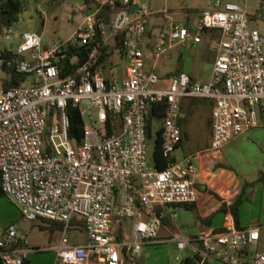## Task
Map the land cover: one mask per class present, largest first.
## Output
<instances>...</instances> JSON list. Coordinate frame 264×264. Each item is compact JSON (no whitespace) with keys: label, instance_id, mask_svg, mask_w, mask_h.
I'll use <instances>...</instances> for the list:
<instances>
[{"label":"built area","instance_id":"built-area-1","mask_svg":"<svg viewBox=\"0 0 264 264\" xmlns=\"http://www.w3.org/2000/svg\"><path fill=\"white\" fill-rule=\"evenodd\" d=\"M90 7L63 40L43 44L39 34L12 27L0 36L10 41L0 45V190L28 220L61 226L54 264H130L144 243L158 242L162 208L197 200L196 155L171 156L182 139L181 99L211 102L208 150L250 128H264V5L248 11L216 0L192 27L175 24L156 32L158 56L164 43H198L204 31H219L209 43L214 57L208 79L198 82L180 72L167 85L144 68L147 1L93 0ZM110 41L126 61L117 81L102 70ZM80 47L86 52L78 63ZM71 51L69 61L76 65L61 77L58 59ZM10 72L27 79L5 87ZM156 102L164 104L160 147L166 162L160 169L147 159L145 114ZM68 103L78 107L83 121L78 144L67 135ZM72 224L84 234L82 244L67 237ZM17 230L11 223L0 237V264H22L35 250ZM171 240L196 256L197 264H264L259 226L226 224Z\"/></svg>","mask_w":264,"mask_h":264},{"label":"rangeland","instance_id":"rangeland-1","mask_svg":"<svg viewBox=\"0 0 264 264\" xmlns=\"http://www.w3.org/2000/svg\"><path fill=\"white\" fill-rule=\"evenodd\" d=\"M86 1L92 0H25L23 10L19 13L18 20L12 25V29L17 32H35L41 36L43 44H49L57 39H66L80 24L83 17L91 11V7H88ZM155 1L157 3L162 2V0ZM179 1L177 0V2ZM183 1L185 2L184 4H178L183 5V9L195 5L206 6L205 4H201L200 0ZM207 1L213 4L216 0ZM228 1H235L236 4L238 3V5L248 11L258 8L259 2L264 5V0ZM197 12L198 10H193V16H197ZM11 42L16 45L18 40L16 37H13ZM205 42L206 40L202 38V43ZM9 43L10 41L5 43V40L0 37V45H8ZM109 43L112 45L113 41ZM155 49V38L145 42L143 47V62L149 63V65L154 63L155 68L153 73L159 77V84L167 85L169 83L167 75L173 72L174 69H177V55L180 52L192 53L193 46L185 44L184 47L174 45L171 48L167 46V43H164L160 45L161 51L158 56H155ZM209 55V52L206 50V52L203 51L196 59L189 60L190 62L185 59L180 64L189 65L190 75L193 76L194 80H203L211 70ZM111 62L115 64L111 66ZM124 65L125 60L123 56H120L116 50H113V52L105 55L103 70L105 74L111 72L112 79L117 81L120 78L121 68ZM181 103L183 115L180 117V126L183 132V139L181 144L174 149L171 156L178 160L191 152L198 151L195 159L197 169L202 168L204 162H206V165H209L208 160L211 161V168L213 166L217 168L218 164L215 163L216 161L220 162L223 164V169L229 171L231 176L236 178L245 187L246 191L242 198L240 197V202L244 200L246 202L245 205L249 204L251 187H254V191L256 192V189H263L264 184V128L261 126L250 128L244 133L228 140L218 150H208L210 142V102L206 99L182 98ZM85 106V102L79 105L81 110ZM91 112L96 114V109L91 108ZM82 117L87 122L86 115L84 114ZM154 129V126H152V136L147 142V159L149 163L152 161ZM232 183H228L230 189L235 187V183ZM200 189L204 191L205 185L201 184ZM256 194L259 199L260 195L257 192ZM262 197L264 198V194ZM258 199L255 201V206L257 207L259 206ZM4 201V197L0 196V237H2L3 231L9 224L13 223L18 226V221L22 216L21 211L15 205L12 203L6 204ZM209 201L213 202L214 200L213 198H209ZM14 212L17 215L13 218ZM220 217L223 221V215L219 214L216 215L215 222ZM125 223L128 225L129 220L126 219ZM31 224L32 227L28 231H22L19 227L17 230L18 235L27 240L29 247L35 249L28 256L30 264H54L55 251L51 250V247L56 245L60 239L61 226L43 219H36ZM67 237L72 244H82L85 241L81 229L77 228L74 224L68 228ZM260 237V243H263L264 229L260 231ZM188 254L187 248L178 250L173 241L162 240L156 243H144L139 257L131 259L130 264H180V261L176 260V257H185Z\"/></svg>","mask_w":264,"mask_h":264},{"label":"crops","instance_id":"crops-1","mask_svg":"<svg viewBox=\"0 0 264 264\" xmlns=\"http://www.w3.org/2000/svg\"><path fill=\"white\" fill-rule=\"evenodd\" d=\"M146 1H147L149 16L147 19L146 35L144 38L142 49L147 40L149 41L152 38H155L154 35L156 32L166 31L171 25L183 24V25L192 27L197 21V19L199 18V16L201 15V13L209 9L212 4V3H209V1L207 0H200L201 4H205L206 6L195 5L193 7L183 9L182 7L183 5H178L179 3L184 4L185 2L183 0H180L179 2H177V0H162L161 3H157L155 0H146ZM220 1L236 3L235 1H228V0H220ZM92 2L93 0L88 2V7L92 5ZM259 4H262V3L259 2ZM193 10H198L197 16H193L192 14ZM163 11L165 12L163 13ZM218 35H219V31L217 29H209L202 33L201 39L198 43H193L191 40H187L185 44H190L193 46L192 53L180 52L179 55H177V58H176V61L178 64L177 69H174L173 72H170L167 75V79L170 80V78L173 75L178 74L180 72H184L190 77V79L194 80L193 76L190 75L189 65L188 66L181 65L180 63H182L185 59L188 61L189 60L192 61L196 59L197 57H199V55H201L203 51L206 52V50L210 54L209 62H210V65H212L211 63L213 61L214 52L209 48V43L211 40L217 38ZM202 38L206 40L205 43H202ZM185 44H182V45L173 44L168 47L172 48L174 47V45L184 47ZM110 47H111L109 50L110 52H113V50H116V52L120 56H123L124 58L123 52L121 49L119 50L117 42H113V44L110 45ZM110 52H107L105 55H107ZM105 55L103 58V62L105 59ZM103 62H102V70H103ZM111 64H112L111 66H113L115 63L111 62ZM125 67H126V61H125L124 67L121 68L120 78L123 77L124 75ZM144 68L147 71L153 72L155 68V64L153 63L152 65H149V63L144 62ZM209 74H210V71H209ZM209 74L207 75L205 79L199 80L198 82L206 81L209 77ZM103 75L106 79H112L111 72H109V74H105V71L103 70ZM194 81H197V80H194ZM180 113H181L180 115H183L181 102H180ZM182 137H183V132H182ZM197 152L198 151L191 152L190 154L197 155L198 154ZM195 159H196V156H195ZM207 162L209 163V165H206V162H204L203 167L200 169H197L195 175L193 176V181L195 183V188L197 190L196 202L186 204L190 206V208L185 207L184 204H178V205H173L171 207L162 208V211H163V217L161 219L162 224L160 228L158 229L157 241H162V240L172 241L171 239L173 235H183V236L202 235V234H205L213 230H218L226 224H233L237 227L259 226L260 231L264 229V198L262 197V195L264 194L263 193L264 184H263V189L261 188L256 189V192L258 193V195H260L259 199L257 198V194L254 191V187L250 186L251 192L249 195L250 196L249 199H250V203L252 202V204L249 203L245 205L246 202H244V200H242L239 203L237 207V221L235 222L232 213L227 207H229V205L234 201V199L238 195H240L242 198L246 189L244 186H242L239 183L238 180H236V178L231 176L229 171L223 169L222 167L223 164L216 161L215 164H218L217 168H215L214 166L213 168H211V161L208 160ZM203 169L205 170L203 171ZM230 182L231 183L233 182L232 184L235 183L234 188L230 189L228 187V183ZM201 184L205 185L204 191L200 189ZM210 191L213 192L214 194L211 193ZM214 195L215 196L217 195V197H215ZM0 196L4 197V200H5L4 202L6 204L12 203L13 205L17 207L18 210H20V208L15 203L10 201L5 195L0 194ZM209 198H213L214 201L213 202L209 201ZM257 199L259 202L258 207L255 206V201ZM223 203L226 206L225 210L221 209V206ZM219 214L223 215V221L221 220V217H220L219 220L215 222V217L216 215H219ZM16 215L17 213L14 212L12 217L14 218ZM24 219L25 217L21 216V219L18 221V227L19 225H22L24 226L25 230L21 228L20 229L22 231H28L32 227V224H31L32 221H30V223H27ZM53 246L51 248H53ZM259 247L261 248V250H263L264 242L260 243V240H259L258 248ZM26 260H27V264H30L28 257ZM54 263H55V258H54ZM215 263H220V262L217 260H207L204 264H215Z\"/></svg>","mask_w":264,"mask_h":264},{"label":"trees","instance_id":"trees-1","mask_svg":"<svg viewBox=\"0 0 264 264\" xmlns=\"http://www.w3.org/2000/svg\"><path fill=\"white\" fill-rule=\"evenodd\" d=\"M87 3L89 1H86ZM25 0H0V36L18 20L19 13L23 10ZM76 53L78 54V63L85 56V47H80ZM74 51L68 52L66 56L59 57L57 65L60 67V76H66L76 63H71L69 58L73 55ZM27 79V74L25 73H14L10 72V79L3 81L5 87H12L19 85L21 82ZM68 117V128L67 135L75 143L78 144L81 138L83 121L80 115V111L77 106H73L71 103L67 104L65 110ZM164 113V104L162 102H156L152 104L145 114L146 117V135L147 138L152 136V126H154L153 135V147H152V164L155 168L160 169L165 166V158L162 156L160 140H161V122ZM210 123V119H209ZM180 124V118L178 120ZM181 127V126H180ZM183 139V138H182ZM182 139L178 145L181 144ZM211 192V191H210ZM213 193V192H211ZM0 194H2L0 190ZM214 194V193H213ZM240 195H238L234 201L227 207L232 213L235 222L237 221V207L240 203ZM185 207L190 208V206L184 204ZM221 209L225 210L226 206L223 203ZM198 258L196 256H185L180 264H197ZM22 264H27V260H24Z\"/></svg>","mask_w":264,"mask_h":264},{"label":"water","instance_id":"water-1","mask_svg":"<svg viewBox=\"0 0 264 264\" xmlns=\"http://www.w3.org/2000/svg\"><path fill=\"white\" fill-rule=\"evenodd\" d=\"M134 7H135V6H132V7H131V10H133ZM24 220H25L27 223H30V220H28L27 218H25ZM19 228L25 230L24 226H22V225H19Z\"/></svg>","mask_w":264,"mask_h":264}]
</instances>
